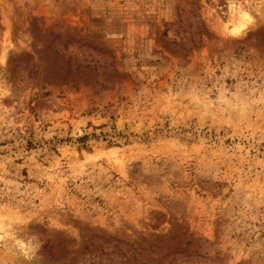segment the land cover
Returning <instances> with one entry per match:
<instances>
[{
	"label": "rangeland",
	"instance_id": "1",
	"mask_svg": "<svg viewBox=\"0 0 264 264\" xmlns=\"http://www.w3.org/2000/svg\"><path fill=\"white\" fill-rule=\"evenodd\" d=\"M244 10L0 0V264H264V7L234 36Z\"/></svg>",
	"mask_w": 264,
	"mask_h": 264
},
{
	"label": "clouds",
	"instance_id": "2",
	"mask_svg": "<svg viewBox=\"0 0 264 264\" xmlns=\"http://www.w3.org/2000/svg\"><path fill=\"white\" fill-rule=\"evenodd\" d=\"M241 7L245 9L244 10V20L239 24L238 27H236L233 30L232 34L234 36H239L242 29L246 28L248 24H251L254 22V16L252 15V12L248 11V9H251L252 11H257L259 8L264 7V0H241ZM26 247L29 248V250L32 252V255H29L27 252H23V250H21L24 260L28 262H32L34 254L39 249L40 245L38 243H30L29 245H26Z\"/></svg>",
	"mask_w": 264,
	"mask_h": 264
},
{
	"label": "trees",
	"instance_id": "3",
	"mask_svg": "<svg viewBox=\"0 0 264 264\" xmlns=\"http://www.w3.org/2000/svg\"><path fill=\"white\" fill-rule=\"evenodd\" d=\"M77 62V61H76ZM78 64V63H77ZM78 66H80V65H78ZM88 67V66H87ZM83 71L82 70H80V71H76V73L78 74V75H82V76H84L85 77V79H89V78H86V77H88V76H86L84 73H82ZM121 76V72H119L116 68H113V70H112V73L110 72V80L109 81H111V85H113V84H115L116 83V79H118L119 77ZM93 82L95 83V84H99V83H101V82H99L98 80H93ZM103 85V84H102Z\"/></svg>",
	"mask_w": 264,
	"mask_h": 264
}]
</instances>
